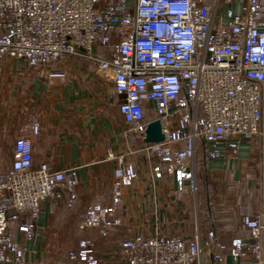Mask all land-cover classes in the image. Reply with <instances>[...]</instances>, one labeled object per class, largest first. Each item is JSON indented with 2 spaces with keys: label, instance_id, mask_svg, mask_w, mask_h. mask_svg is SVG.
I'll return each instance as SVG.
<instances>
[{
  "label": "built area",
  "instance_id": "built-area-1",
  "mask_svg": "<svg viewBox=\"0 0 264 264\" xmlns=\"http://www.w3.org/2000/svg\"><path fill=\"white\" fill-rule=\"evenodd\" d=\"M224 1L0 0V64L22 61L40 68L49 86L67 77L64 64L70 56L111 70L129 133L144 140L153 121L145 120V110L148 103L155 104L164 140L144 141L140 150L156 153L175 171L180 188L191 181L196 197L201 143L210 161L255 139L263 145L264 156V4L247 0L243 13H236L223 8ZM34 130L40 132L38 123ZM32 149L31 138L19 136L10 170L0 180V200H7L0 203V264H26L12 222L31 238L44 200H60L66 192L71 200L78 196V167L54 169L47 162L34 166ZM129 155H119L123 165L112 181L111 201L88 205L80 225L82 238L68 253V264H208L202 257L209 246L215 247L214 260L220 264L226 245L214 229L201 228L197 214L191 239L166 235L157 225L118 240L113 258L100 255L86 233L96 229L109 240L112 229L125 225L118 208L124 190L140 177ZM241 223L251 241L233 238L230 255L237 262L251 256L252 264H264V201Z\"/></svg>",
  "mask_w": 264,
  "mask_h": 264
},
{
  "label": "crops",
  "instance_id": "crops-1",
  "mask_svg": "<svg viewBox=\"0 0 264 264\" xmlns=\"http://www.w3.org/2000/svg\"><path fill=\"white\" fill-rule=\"evenodd\" d=\"M205 2L210 4L212 0ZM246 2L226 0L222 7L243 13ZM261 2L264 4V0ZM99 49L103 55L108 53L107 48ZM64 67L67 77L54 79L49 86L40 68L22 61L0 64V180L10 170L19 136L31 138L34 166L47 162L54 169L78 167L77 198L71 200L66 192L60 200H44L33 237H25L12 225L13 235L24 245L26 264H68V253L82 238L80 225L88 205L111 201L110 187L123 165L119 155L128 153L136 161L140 177L123 192L118 215L125 225L112 229L109 240H104L96 229L86 233L97 243L100 255L113 258L118 240L137 231H152L157 225L167 231L166 235L191 239L197 214L201 228L214 229L226 245L220 264H252L251 256L237 262L229 251L235 237L251 241L250 231L241 219L260 210L264 201L260 141H246L237 151L226 150L217 159L207 161V182L197 178L194 197L191 181L186 180V187L181 189L175 171L169 170L156 153L140 150L144 140L141 134L128 131L112 71L98 69L92 62L74 56L67 58ZM148 105L147 122L156 117L155 104ZM35 123L40 125L37 134ZM203 158H198L199 164L205 163ZM214 251L213 246L205 248L204 263L218 264Z\"/></svg>",
  "mask_w": 264,
  "mask_h": 264
},
{
  "label": "water",
  "instance_id": "water-1",
  "mask_svg": "<svg viewBox=\"0 0 264 264\" xmlns=\"http://www.w3.org/2000/svg\"><path fill=\"white\" fill-rule=\"evenodd\" d=\"M76 46L81 47L78 44H75ZM81 49H84L81 47ZM164 140V133L162 130L161 122L158 119H155L148 123L146 129H145V136L144 141L145 142H161Z\"/></svg>",
  "mask_w": 264,
  "mask_h": 264
},
{
  "label": "trees",
  "instance_id": "trees-1",
  "mask_svg": "<svg viewBox=\"0 0 264 264\" xmlns=\"http://www.w3.org/2000/svg\"><path fill=\"white\" fill-rule=\"evenodd\" d=\"M206 145L204 143H201L200 144V147H199V153H198V158L200 159L201 157L203 158V161L206 163H203L200 161V164H199V161L197 163V178L199 179V181L201 183H206L207 182V179H208V176H209V172L207 171V161H209L206 157ZM205 159V160H204ZM199 174V175H198ZM186 186L182 187L181 189H184ZM254 214V213H253ZM247 215H252V214H247ZM246 216V215H245ZM244 216V217H245ZM15 224L14 222L11 223V225ZM16 225V224H15Z\"/></svg>",
  "mask_w": 264,
  "mask_h": 264
},
{
  "label": "rangeland",
  "instance_id": "rangeland-1",
  "mask_svg": "<svg viewBox=\"0 0 264 264\" xmlns=\"http://www.w3.org/2000/svg\"><path fill=\"white\" fill-rule=\"evenodd\" d=\"M193 191H192V187H191V190H190V193H192Z\"/></svg>",
  "mask_w": 264,
  "mask_h": 264
}]
</instances>
